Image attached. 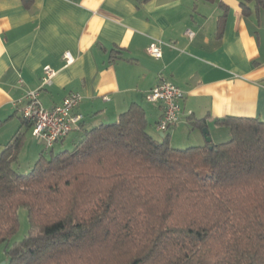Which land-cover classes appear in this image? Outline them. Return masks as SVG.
I'll return each instance as SVG.
<instances>
[{
  "label": "trees",
  "instance_id": "16d2710c",
  "mask_svg": "<svg viewBox=\"0 0 264 264\" xmlns=\"http://www.w3.org/2000/svg\"><path fill=\"white\" fill-rule=\"evenodd\" d=\"M239 5L264 12V0ZM214 122L227 141L175 148L149 134L132 103L71 149L41 153L26 174L13 168L18 130L0 152V245L20 207L30 231L4 250L7 264H264V121Z\"/></svg>",
  "mask_w": 264,
  "mask_h": 264
},
{
  "label": "crops",
  "instance_id": "0c3cea01",
  "mask_svg": "<svg viewBox=\"0 0 264 264\" xmlns=\"http://www.w3.org/2000/svg\"><path fill=\"white\" fill-rule=\"evenodd\" d=\"M239 7V0H0V152L18 130L34 162L71 149L84 131L116 121L132 103L144 109L149 134L175 148L207 143L191 124L196 119H205L215 144L230 138L216 118L264 121V12L245 16ZM153 41L160 42L159 59L146 51ZM46 66L55 75L39 93L42 107L75 92L82 116L48 149L19 111ZM161 79L184 94L178 122L164 132L156 128L162 103L146 98Z\"/></svg>",
  "mask_w": 264,
  "mask_h": 264
},
{
  "label": "built area",
  "instance_id": "2783aa9c",
  "mask_svg": "<svg viewBox=\"0 0 264 264\" xmlns=\"http://www.w3.org/2000/svg\"><path fill=\"white\" fill-rule=\"evenodd\" d=\"M186 33L187 36L191 37V31L187 30ZM146 51L151 57L159 59L162 55L160 42H151ZM64 58L66 63L72 61L69 52L64 53ZM54 75L55 71L48 66L44 67L39 86L25 94V100L19 107L21 116L32 125V134L41 138L47 149L51 148L55 142L65 138L70 131L78 126L82 119L81 114L75 111L81 101V96L75 92L68 94L60 104L50 109L42 107L39 93L45 85L51 82L50 80ZM183 96V91L166 79H161L147 94L146 98L150 102H160L163 105V113L156 127L158 130L164 132L178 122L180 101Z\"/></svg>",
  "mask_w": 264,
  "mask_h": 264
},
{
  "label": "rangeland",
  "instance_id": "374dc122",
  "mask_svg": "<svg viewBox=\"0 0 264 264\" xmlns=\"http://www.w3.org/2000/svg\"><path fill=\"white\" fill-rule=\"evenodd\" d=\"M34 158L35 157H32L31 154L28 153V148L23 147L19 152L18 158L16 159L17 161L13 164V168L16 171L24 172L26 174L30 170L27 169L26 166L29 162H31V160L32 162H34ZM16 212L18 215L19 227L17 232L12 237H10L9 241H7L6 244L0 245V264H2L3 261H5L6 259L8 260L6 251L4 250H6V248L11 247L15 243L20 242L24 237H27L30 231L26 209L24 207H20Z\"/></svg>",
  "mask_w": 264,
  "mask_h": 264
},
{
  "label": "water",
  "instance_id": "95a60500",
  "mask_svg": "<svg viewBox=\"0 0 264 264\" xmlns=\"http://www.w3.org/2000/svg\"><path fill=\"white\" fill-rule=\"evenodd\" d=\"M202 132H203V135H204V139H205L207 142H211V139H210V137H209V135H208V129H207L206 127H204L203 130H202ZM4 263H5V262L3 261L2 264H4Z\"/></svg>",
  "mask_w": 264,
  "mask_h": 264
}]
</instances>
